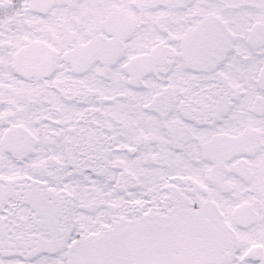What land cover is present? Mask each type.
Wrapping results in <instances>:
<instances>
[{"label": "snow or ice", "instance_id": "obj_1", "mask_svg": "<svg viewBox=\"0 0 264 264\" xmlns=\"http://www.w3.org/2000/svg\"><path fill=\"white\" fill-rule=\"evenodd\" d=\"M0 264H264V0H0Z\"/></svg>", "mask_w": 264, "mask_h": 264}]
</instances>
